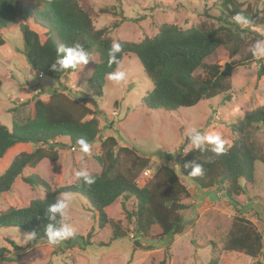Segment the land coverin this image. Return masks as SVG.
Segmentation results:
<instances>
[{
	"label": "trees",
	"instance_id": "trees-1",
	"mask_svg": "<svg viewBox=\"0 0 264 264\" xmlns=\"http://www.w3.org/2000/svg\"><path fill=\"white\" fill-rule=\"evenodd\" d=\"M100 11L117 14L113 6ZM219 12L216 27L200 23L182 29L175 24L164 23L151 37H144L138 42L119 41L121 51L117 53L118 63L111 65L108 52L116 41L109 36L107 28L95 29L94 10L89 0H0V32L15 23L22 34L27 64L44 77L54 79L78 70L52 69L58 46L80 43L88 51L94 50L99 61L93 66L89 79L97 88L104 85L105 76L116 70L124 56L133 55L152 85V89L142 97L143 105L150 109L175 111L228 93L232 64L227 62L222 67L207 63V58L218 51L226 60L231 59L236 54H242L253 45L255 38H259L231 18L242 14L253 21L258 15L260 24L264 25V5L259 10H252L249 6L242 8L237 0H220ZM245 57L252 60L254 54L249 52ZM257 65V77L264 76V61L260 59ZM197 69L202 70V75L194 74ZM229 98L228 94L224 96L225 100ZM86 101L72 100L61 91L52 89L47 101L34 99L32 117L24 121L13 120L9 128L0 124V159L15 144L37 145L30 152L22 151L11 159L0 174V194L10 191L18 177L30 188H40L44 193L42 198H34L26 206H9L0 212V228L11 227L27 234L36 233V238L27 241L24 246L7 240L14 249L27 250L37 244L48 243L44 233L46 225L51 222L46 216L47 208L59 194L64 193H78L85 199L89 207L97 212L98 228L110 225L111 240L108 243L99 242V246H108L113 240L126 238L131 223L135 235L142 237L150 235L153 225L160 229L163 236L178 232L183 225L180 213L187 206L182 200L189 196V192L179 181L178 174L171 167L162 165L144 186L139 187L136 178L148 168L149 158L140 156L131 147H117L113 136L100 141V154L95 157L100 171L92 173L96 176L94 184L88 185L76 178L70 185L52 189L37 174L22 176L24 168H33L43 159L56 161L57 148L65 146L60 142L62 138H67L71 144H79L80 139L90 144L98 139V120L85 105ZM230 128L238 136L224 154L215 156L211 151L212 145H208L204 152L180 155L177 166L181 175L201 189L222 185L228 203L238 214L241 205L236 197L244 191L239 181L243 179L252 183L256 163H264V154L252 139L254 133H264V106L246 111ZM180 148L184 149V144ZM193 159L203 164V175L192 177L189 174L191 167L186 168L185 164ZM118 199L122 203L121 212L119 217L111 218L108 209ZM128 201L129 206L125 204ZM90 237L91 230L85 237L76 234L58 246L60 249L74 246L85 249L93 244ZM261 249L259 231L241 216H236L223 250L255 257ZM5 252L6 249L0 247V262ZM157 264H165V260ZM208 264H217V260L212 258Z\"/></svg>",
	"mask_w": 264,
	"mask_h": 264
},
{
	"label": "rangeland",
	"instance_id": "rangeland-1",
	"mask_svg": "<svg viewBox=\"0 0 264 264\" xmlns=\"http://www.w3.org/2000/svg\"><path fill=\"white\" fill-rule=\"evenodd\" d=\"M219 1L89 0V3L94 10L95 29L107 28L113 41L138 42L155 35L164 23L175 24L182 29L200 23L218 26ZM237 1L242 8L249 6L252 10H259L264 5V0ZM111 6L116 8V15L100 11ZM251 22L247 27L240 26L259 36L256 41L264 40V25L260 24L259 16ZM0 37L3 40L0 45V124L9 128L13 120L24 121L32 117L34 99L47 101L52 89L75 101L88 100L85 105L98 120V139L90 143V154L85 155L79 144H71L67 138H62L60 142L65 146L57 148L56 161L43 159L33 168H24L22 176L37 174L55 189L74 183L75 173L81 169L98 173L100 166L95 157L100 154V141L113 136L117 147H131L140 156L149 158L148 168L136 178L139 187L144 186L160 166L166 165L178 174L179 181L189 192V196L182 200L187 208L180 213L183 225L178 232L163 236L153 225L150 235L142 237L135 235L131 223L127 229L128 236L113 240L108 246L97 244L111 240L110 225L98 228L97 212L85 199L78 193H64L71 198L69 223L76 234L83 237L91 230L93 244L85 249L78 246L60 249L58 245L40 243L27 250H17L7 240L24 246L28 241L27 233L4 227L0 228V247L6 252L0 264H157L162 260L165 264H208L212 258L217 260V264H264V163H256L252 183L243 179L239 181L244 191L236 197L241 205L238 214L228 203L222 185L201 189L181 175L177 166L184 150L180 148L181 142L190 127H196L205 134L219 132L231 144L238 135L230 125L238 122L246 111L264 106V76L257 77V63L260 59L264 61V56L258 59L254 55L252 60L245 57L252 52L256 41L231 59L226 60L218 51L207 58V63L222 67L227 62L232 64L228 93L201 100L194 107L167 111L143 105L142 97L152 89V85L133 55L124 56L115 70L126 73L123 81L114 82L108 74L104 85L97 88L89 79L93 66L99 61L94 50L89 51L92 61L81 69L78 67L75 73L54 79L44 77L27 64L22 34L15 23L1 31ZM194 74L202 75V70L197 69ZM227 94L230 98L225 100ZM252 139L264 154V133L256 132ZM35 147L37 145L31 143L11 147L0 160V174L15 155L22 151L30 152ZM43 196L42 189H32L18 177L10 191L0 194V212L9 206H26L30 200ZM125 204L129 206L130 202ZM121 205L118 199L108 209L109 217H119ZM236 216L250 222L261 234L262 249L255 257L223 250Z\"/></svg>",
	"mask_w": 264,
	"mask_h": 264
},
{
	"label": "clouds",
	"instance_id": "clouds-1",
	"mask_svg": "<svg viewBox=\"0 0 264 264\" xmlns=\"http://www.w3.org/2000/svg\"><path fill=\"white\" fill-rule=\"evenodd\" d=\"M234 22L244 27L252 24L251 20L242 14H236L234 16ZM120 51L121 44L119 41L114 42L108 52L109 65L118 63L117 53ZM252 52L258 59L264 56V40L256 41L253 45ZM56 56V63L51 65L52 69L55 71L67 70L70 68L76 69L78 67L81 69L89 61H92L89 51L80 43H75L72 46H58L56 49ZM125 77L126 73L120 70L109 74V79L114 82L123 81ZM181 143L184 144L183 154L193 151L204 152L207 150L208 145H212L211 151L215 156L224 154L228 148L232 146L229 141L222 137L221 133L210 132L205 134L196 127H190L187 130V134ZM79 144L82 153L85 155L90 154L91 145L86 140L80 139ZM189 166L191 167V172L189 174L192 177L203 175V164L196 159L185 164L186 168ZM75 175L78 180L88 185L94 184L96 181V176L87 168L77 171ZM70 204V196L67 194H59L54 202L48 205L46 216L51 222L46 225L44 233L47 242L52 246H57L61 242L76 236L74 227L69 223ZM27 237L28 241L34 240L36 238V233L30 232L27 234Z\"/></svg>",
	"mask_w": 264,
	"mask_h": 264
},
{
	"label": "crops",
	"instance_id": "crops-1",
	"mask_svg": "<svg viewBox=\"0 0 264 264\" xmlns=\"http://www.w3.org/2000/svg\"><path fill=\"white\" fill-rule=\"evenodd\" d=\"M19 144H30V143H19ZM2 158H3V157H2ZM2 158H1V159H2ZM1 159H0V160H1Z\"/></svg>",
	"mask_w": 264,
	"mask_h": 264
},
{
	"label": "built area",
	"instance_id": "built-area-1",
	"mask_svg": "<svg viewBox=\"0 0 264 264\" xmlns=\"http://www.w3.org/2000/svg\"><path fill=\"white\" fill-rule=\"evenodd\" d=\"M146 174H148V171H145Z\"/></svg>",
	"mask_w": 264,
	"mask_h": 264
}]
</instances>
